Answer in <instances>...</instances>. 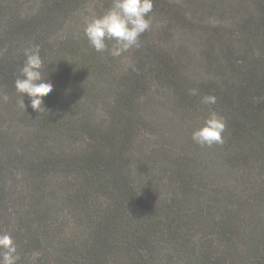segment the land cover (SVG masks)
<instances>
[{
	"label": "trees",
	"instance_id": "obj_1",
	"mask_svg": "<svg viewBox=\"0 0 264 264\" xmlns=\"http://www.w3.org/2000/svg\"><path fill=\"white\" fill-rule=\"evenodd\" d=\"M153 3L140 47L112 57L84 35L111 0H0V231L17 264H264V0ZM37 46L44 113L14 87ZM210 111L224 142L200 146Z\"/></svg>",
	"mask_w": 264,
	"mask_h": 264
},
{
	"label": "clouds",
	"instance_id": "obj_2",
	"mask_svg": "<svg viewBox=\"0 0 264 264\" xmlns=\"http://www.w3.org/2000/svg\"><path fill=\"white\" fill-rule=\"evenodd\" d=\"M154 7L153 0H111V7L100 15L93 16L84 25V35L95 51L107 52L112 57H119L124 52L140 47V37L151 26L149 13ZM110 42H114L110 45ZM23 61L18 67L14 87L20 94L17 106L26 110L30 106L33 111L44 113V97L53 90V83L45 74V61L40 55L39 47H29L23 50ZM50 63V62H49ZM48 63V64H49ZM47 64V70H48ZM27 94L29 105H26L24 95ZM188 94L198 95V89H188ZM4 101L7 96L0 98ZM202 104L216 103L214 95L201 97ZM226 122L218 113L210 111L202 125L192 133V140L200 146L211 147L222 144ZM20 259L17 245L12 235L0 231V264H17Z\"/></svg>",
	"mask_w": 264,
	"mask_h": 264
},
{
	"label": "rangeland",
	"instance_id": "obj_3",
	"mask_svg": "<svg viewBox=\"0 0 264 264\" xmlns=\"http://www.w3.org/2000/svg\"><path fill=\"white\" fill-rule=\"evenodd\" d=\"M85 14H86V13H85ZM85 14H84V15H85Z\"/></svg>",
	"mask_w": 264,
	"mask_h": 264
}]
</instances>
